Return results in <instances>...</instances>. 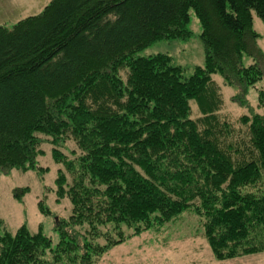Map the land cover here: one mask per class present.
I'll use <instances>...</instances> for the list:
<instances>
[{
    "label": "trees",
    "instance_id": "1",
    "mask_svg": "<svg viewBox=\"0 0 264 264\" xmlns=\"http://www.w3.org/2000/svg\"><path fill=\"white\" fill-rule=\"evenodd\" d=\"M191 11L203 66L185 77L167 55H138L188 40ZM253 13L264 23V0H51L0 26V173H45L47 147L70 205L55 243L0 218V264H97L185 212L214 260L264 253V74L243 64L259 54ZM215 74L239 104L255 91L259 112L221 117Z\"/></svg>",
    "mask_w": 264,
    "mask_h": 264
},
{
    "label": "rangeland",
    "instance_id": "2",
    "mask_svg": "<svg viewBox=\"0 0 264 264\" xmlns=\"http://www.w3.org/2000/svg\"><path fill=\"white\" fill-rule=\"evenodd\" d=\"M50 1L0 0V26L10 29L19 20L40 13ZM252 29L257 35L255 47L259 54L256 60L243 56V64L247 66L258 63L264 74V23L255 13L252 14ZM188 30L191 33L188 40H161L140 51L138 55H167L174 65L184 69V76L188 77L195 67L204 65L201 27L193 11L189 15ZM213 80L220 87L221 117L238 126L237 121L241 116L259 112L255 91L249 92L245 104H239L234 98L238 94L237 88L224 84L220 74L213 75ZM260 83L264 88V75ZM191 107L196 110L195 102H191ZM43 150L45 153L38 157L37 166L47 168L45 173L35 169L26 172L14 169L6 175L0 173V218L7 232L14 233L25 226L31 233L40 230L55 243L58 236L53 230L52 218L55 216L67 219L70 205L66 199L56 201L55 179L58 165L52 160L50 149L44 147ZM22 189L25 190L21 191ZM40 201L51 215L40 212ZM200 230L199 217L193 212H185L164 227L149 229L111 248L97 264H179L181 257H178L186 253L189 246L192 248L191 257L196 254L195 248H200L203 262L208 263L210 261L206 259V255L211 252L201 238Z\"/></svg>",
    "mask_w": 264,
    "mask_h": 264
},
{
    "label": "crops",
    "instance_id": "3",
    "mask_svg": "<svg viewBox=\"0 0 264 264\" xmlns=\"http://www.w3.org/2000/svg\"><path fill=\"white\" fill-rule=\"evenodd\" d=\"M202 238V237H201ZM196 254H194L191 257L192 254V248L189 246L186 249V253L180 255L178 258H180L179 264H264V253L251 255V256H245L238 259H232L229 261H214V258L211 254L207 253L206 259L210 262L204 263L203 262V255L201 254L202 250L200 248H195L194 250Z\"/></svg>",
    "mask_w": 264,
    "mask_h": 264
}]
</instances>
